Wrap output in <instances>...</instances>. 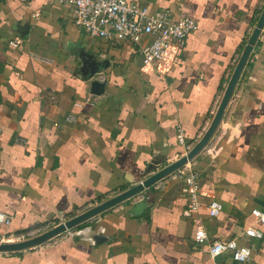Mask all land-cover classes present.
<instances>
[{
    "label": "crops",
    "instance_id": "crops-1",
    "mask_svg": "<svg viewBox=\"0 0 264 264\" xmlns=\"http://www.w3.org/2000/svg\"><path fill=\"white\" fill-rule=\"evenodd\" d=\"M131 1L197 22L185 49L157 69L132 46L91 40L51 0H0V213L12 220L0 242L39 235L186 156L264 11V0ZM95 66L106 87L91 104ZM187 166L199 176L198 212L172 174L163 190L155 185L39 247L0 253V264H214L209 245L229 239L252 248L246 264H264V225L253 215L264 213V28L219 129ZM213 202L222 206L216 218ZM250 228L262 238L246 237ZM216 261L236 264L229 254Z\"/></svg>",
    "mask_w": 264,
    "mask_h": 264
},
{
    "label": "built area",
    "instance_id": "built-area-1",
    "mask_svg": "<svg viewBox=\"0 0 264 264\" xmlns=\"http://www.w3.org/2000/svg\"><path fill=\"white\" fill-rule=\"evenodd\" d=\"M21 1L26 6L30 2V0ZM51 1L53 4L67 9L72 16L75 27L80 32L85 33L91 40L102 39L108 41L111 45L125 44L132 46L141 57L143 65L150 68L157 69L171 57H176L185 49L188 37L198 29L197 22L192 19L176 17L170 10L152 13L147 6L139 1ZM39 16V13H35L33 17L38 19ZM10 45L14 49L23 47L20 40L11 41ZM35 58L39 59L37 56ZM95 100L96 96L91 94L87 102L95 104ZM71 119L73 118H69V120ZM178 139L179 143L184 145V134L181 130H179ZM187 165L175 172L173 177L183 179L185 184L183 192L187 196L190 213H195L198 212L200 207L199 195L201 188L198 174L193 172ZM166 179L155 184L158 185L157 188L163 190ZM209 209L210 217L216 218L220 215L222 206L218 202H213ZM253 215L264 225L263 212L256 210L253 211ZM11 221L10 217L0 213V226H9ZM55 227L57 226L47 225L40 229L38 234L45 233ZM197 231L199 234L200 228ZM244 234L246 237L255 240L262 238V234L252 228L247 229ZM25 240L28 239H22V241ZM207 252L209 257L215 261L214 264H225L216 261V259L226 254H229L236 264H246L252 256V248L240 247L235 239L215 240L209 245Z\"/></svg>",
    "mask_w": 264,
    "mask_h": 264
},
{
    "label": "water",
    "instance_id": "water-1",
    "mask_svg": "<svg viewBox=\"0 0 264 264\" xmlns=\"http://www.w3.org/2000/svg\"><path fill=\"white\" fill-rule=\"evenodd\" d=\"M264 28V11L262 16L251 36L249 39L248 45L245 48L241 59L229 81L219 109L213 119V122L203 138L195 145V147L184 157L180 158L178 161L174 162L173 164L169 165L168 167L164 168L160 172L152 175L151 177L147 178L137 186L119 194L118 196L111 198L98 206L80 214L66 222L61 223L59 226L42 233L38 236L30 238L25 241H20L16 243H0V253H17V252H24L36 247H39L50 240L66 233L67 231L81 225L99 215L119 206L140 194L146 192L150 188H152L155 184L160 182L161 180L171 176L182 167L187 165L189 162L194 160L211 142L212 138L215 136L217 130L219 129L223 118L225 116L226 110L230 104V101L233 97V94L236 90V87L239 83L243 70L251 56L254 46L256 45L261 31ZM90 72V93L94 96L102 95L105 91L106 84L100 81L99 76V67L95 66L94 68L91 67ZM145 203H140L136 206L138 211H142L145 207Z\"/></svg>",
    "mask_w": 264,
    "mask_h": 264
},
{
    "label": "rangeland",
    "instance_id": "rangeland-1",
    "mask_svg": "<svg viewBox=\"0 0 264 264\" xmlns=\"http://www.w3.org/2000/svg\"><path fill=\"white\" fill-rule=\"evenodd\" d=\"M59 225H60V224H59ZM59 225H58V226H59ZM33 237H34V236H33ZM28 239H30V238H28Z\"/></svg>",
    "mask_w": 264,
    "mask_h": 264
}]
</instances>
